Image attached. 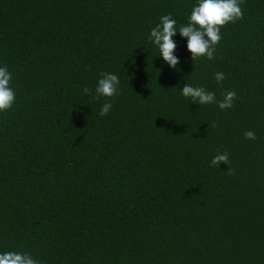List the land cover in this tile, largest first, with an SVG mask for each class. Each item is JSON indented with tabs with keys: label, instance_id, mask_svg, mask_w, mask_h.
<instances>
[{
	"label": "trees",
	"instance_id": "1",
	"mask_svg": "<svg viewBox=\"0 0 264 264\" xmlns=\"http://www.w3.org/2000/svg\"><path fill=\"white\" fill-rule=\"evenodd\" d=\"M197 2L0 0L16 94L0 112V254L264 264V0H243L212 60L193 61L177 31L172 68L149 34L169 13L179 30ZM101 72L119 77L116 96L97 98ZM186 83L217 102L235 91L234 106L192 102ZM224 152L229 164L210 166Z\"/></svg>",
	"mask_w": 264,
	"mask_h": 264
},
{
	"label": "clouds",
	"instance_id": "2",
	"mask_svg": "<svg viewBox=\"0 0 264 264\" xmlns=\"http://www.w3.org/2000/svg\"><path fill=\"white\" fill-rule=\"evenodd\" d=\"M242 3L243 0H198L186 25L180 26L177 30V21L169 13L162 16L160 23L151 29L149 39L158 47L160 56L172 68H176L179 63L178 57L174 55L177 45L172 39L177 31L182 37L187 38V49L191 53L193 61L201 56H206L207 59L212 60L216 51L215 46L221 40V28L243 17L240 6ZM100 77L95 88L97 98L116 96L119 92V77L109 72H101ZM215 79L217 83H221L225 79L224 73L217 72ZM11 80L12 73L8 71L7 66H0V112H6L15 103L16 94L10 86ZM83 92L89 94L91 89L85 87ZM181 95L185 98H191L192 102H197L199 105L217 103L218 107L223 110L234 106L237 94L235 91L229 90L225 93L224 98L217 102L214 92L207 91L204 87H193L186 83L181 89ZM112 107V102L109 100L102 105L99 115H107ZM212 126L215 127L216 125L213 124ZM244 136L245 139H256V134L253 131H246ZM221 162L229 164L227 152L214 156L210 166L218 167ZM233 171V169H229L230 174ZM0 264H39V262L28 253L7 251L0 254Z\"/></svg>",
	"mask_w": 264,
	"mask_h": 264
}]
</instances>
